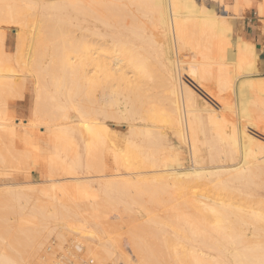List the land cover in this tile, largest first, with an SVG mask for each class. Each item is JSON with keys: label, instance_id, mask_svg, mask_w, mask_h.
Returning <instances> with one entry per match:
<instances>
[{"label": "bare ground", "instance_id": "6f19581e", "mask_svg": "<svg viewBox=\"0 0 264 264\" xmlns=\"http://www.w3.org/2000/svg\"><path fill=\"white\" fill-rule=\"evenodd\" d=\"M238 3L0 0V195L17 198L0 264H49L47 237L87 248L78 264H264V75L254 43L232 38ZM26 89L28 124L9 109ZM41 156V186L11 182ZM164 192L169 217L144 219L164 261L134 235L97 248L114 199L133 214L127 196ZM68 248L54 264H75Z\"/></svg>", "mask_w": 264, "mask_h": 264}, {"label": "rangeland", "instance_id": "374dc122", "mask_svg": "<svg viewBox=\"0 0 264 264\" xmlns=\"http://www.w3.org/2000/svg\"><path fill=\"white\" fill-rule=\"evenodd\" d=\"M186 1V0H185ZM224 2L228 5V0H224ZM230 10H229V6H227V10H226V12L227 13H231V12H229ZM240 18V19H239ZM239 18H237L236 19V21L237 20H239V21H241V25H242V27H243V30L246 32V28H247V23H248V20L246 19L247 18V14L245 13V14H243V16H240ZM236 21H235V24H234V31H233V36H232V38L234 39L236 36H238L239 34H240V26H238V23H236ZM247 30L249 31V29L247 28ZM238 33V34H237ZM11 34L13 35V34H15V31H11ZM256 47V46H255ZM257 50V49H256ZM258 51V50H257ZM258 57H259V51H258ZM261 57H263V56H261ZM259 60H260V57L258 58V62H257V69H258V71H259V73L261 74V75H264V71L263 70H261L260 69V62H262L263 60H262V58H261V61L259 62ZM26 92H25V95H23L22 97H18L19 99H17V98H15L12 102H10V111L13 113L12 115H14V118H15V120H17V119H22V120H24L23 121V123L25 124H28L29 123V120L31 119V114H29V113H32L33 112V110L32 111H28V109L29 110H31V109H33V108H35V107H33L32 106V104L34 103V98H33V95H31V93H30V91L28 92L27 91V89L25 90ZM29 93V94H28ZM29 96V97H28ZM17 99V100H16ZM29 99V100H28ZM32 101H33V103H32ZM29 102V104H27ZM34 106H35V104H33ZM33 107V108H32ZM28 112V113H27ZM19 113V114H18ZM25 114V115H24ZM18 115V116H17ZM21 116V117H20ZM28 117V118H27ZM26 119V120H25ZM28 119V120H27ZM124 129V128H123ZM43 130H45L43 127L42 128H40L39 130H37V135L35 134V139H36V142H37V145L38 144H40V143H38V142H43V140L42 139H44V140H46V138H47V133H45ZM46 131V130H45ZM45 134H44V133ZM42 133L44 134V137L45 138H43V135H42ZM40 134H41V136H40ZM39 136H40V138H39ZM37 139H39V141L37 140ZM41 142V145L39 146L38 145V149L40 148V150H38V149H35L34 151V153L36 154V153H40V155H42V156H44L43 154H44V150L45 149H47L48 148V146H47V148H45L46 147V145H44V144H46L45 143V141H44V144ZM44 145V146H43ZM43 146V147H42ZM41 148H44V149H41ZM21 149V148H20ZM47 151V150H46ZM45 151V152H46ZM41 152H43L42 154H41ZM47 153V152H46ZM46 153H45V155H46ZM42 156H41V158L39 157V161H41L38 165L39 166H37L36 168H31V169H29V171L27 172V173H24L25 171H18V173L15 171V174L13 175V173L14 172H12L11 173V175L12 176H9V179L11 180V182L13 181V180H15V179H17L18 181H16L15 180V182H21V183H23V182H25V181H27L28 182V180H30L31 181V185H40V182L42 181V174H44V172L45 171H47L46 169H48V166H47V161H45L43 158H42ZM44 158H45V156H44ZM43 160V162H42V160ZM45 162H46V164H45ZM41 163H43L42 165H41ZM113 162H111V161H108V163H106L105 165H107L106 167H107V170L110 168V166H111V168H110V170L112 169V168H114L115 167V165H114V163L112 164ZM110 164V165H109ZM41 165V166H40ZM43 165H45V166H43ZM41 167H42V169H41ZM109 167V168H108ZM26 168V167H25ZM39 168V169H38ZM44 168V169H43ZM42 170H43V172H42ZM110 172V171H109ZM113 172V171H112ZM24 173V174H23ZM111 173V172H110ZM38 175H40V176H38ZM27 177H29V179L27 178ZM13 178V179H12ZM23 179V180H22ZM25 179V180H24ZM22 180V181H21ZM3 181H4V176H1L0 175V188H3L2 186H3ZM2 182V183H1ZM43 183L41 182V185H42ZM38 185V186H39ZM40 185V186H41ZM165 194H166V192H164ZM168 193V192H167ZM161 194V193H160ZM160 194H157L156 196L154 195V197H151V196H149V194H132V195H130V196H127L125 199H127V200H125V199H123V200H125V201H128L129 203H131L135 208H138L139 210H140V208H144L145 210H147V212L149 213H147V215H145L146 214V212H145V210L144 209H141L140 210V213L138 212V213H136V212H134L133 214H132V211L130 212L129 210V208H125L124 209V205H125V203H123V201H120V200H118V199H116V200H118V201H115V199H114V201L111 203V205L112 206H108L107 208H106V213H107V215H108V218H107V221L108 222H105V221H103V224H99V225H97L96 226V230H97V235H98V240L96 241V246H97V248H100L101 246H102V242H103V239L105 238V233H107L109 236H119L118 237V239H121L120 240V242L122 243L123 242V239H128L129 237H132L133 235H134V237L136 238V242L138 241L139 243H140V245H141V243L143 244V246H142V248H144L143 249V251L144 252H146L147 250H153L152 252L154 253V258L155 257H157V256H159L158 254H163V255H165V250H164V247H163V243H162V238L159 236V235H155V230H154V228H153V226L151 225V224H149V222H145V217H150V216H152L151 218H155V219H157V220H159V218H160V220H162L161 219V217H160V215L159 214H161V216H163V219H167V218H165V216H167V217H169V215H168V209H167V205H168V203L170 202V197H167V194L166 195H163V196H160ZM163 194V193H162ZM169 194L170 193H168V196H169ZM158 195L160 196V197H162V203H160V199L158 198V202L160 203L159 205H157V206H155V203L157 202L156 200H157V198L156 197H158ZM173 194H170V196H172ZM1 196L2 195H0V210H3L2 212H0V213H4L3 214V217L2 218H4V221H6V219L7 218H12V219H14V217H16V214L15 215H10V214H13V212H14V210L16 211L17 210V208H16V206L14 205V203L15 204H17L14 200H16L17 201V198L16 199H13V197L15 198L16 196H13L12 197V199H11V201H13L12 203H13V205H12V203H11V201H10V199L9 198H11L10 196H5V198L7 197V201H5L3 198H1ZM142 196V197H141ZM24 197V196H23ZM149 197V198H148ZM150 197L151 198H153V202L151 201V199H150ZM154 198L156 199L155 201H154ZM169 198V199H168ZM9 199V200H8ZM144 199H146V200H144ZM164 199V200H163ZM2 201V202H1ZM8 201H10V202H8ZM5 202V203H4ZM117 202V203H116ZM151 202V203H150ZM155 202V203H154ZM158 202H157V204H158ZM2 203H4L3 204V208L1 207V205H2ZM7 203H9V204H7ZM10 203H11V205H10ZM119 203H121V205L119 204ZM153 203V204H152ZM150 204H152V205H150ZM12 206V210L10 209V207H8V206ZM116 205V206H115ZM119 205V206H118ZM161 205V207H162V209H160L158 206H160ZM14 206V207H13ZM139 206H140V208H139ZM9 208L10 210H11V213L9 212V210L7 209V208ZM115 207V208H114ZM117 208V209H116ZM5 209H7L6 210V212H8V213H6V215H5ZM121 209H123V210H121ZM128 209V210H127ZM13 211V212H12ZM121 211L122 212H124L125 211V213H121ZM159 211H161V213L159 212ZM109 212V213H108ZM142 212H145V214L144 213H142ZM16 213V212H15ZM131 213V214H130ZM162 213H164V215L162 214ZM116 214V215H115ZM122 216H121V215ZM1 215V214H0ZM117 216L116 218H114L113 216ZM132 215V216H131ZM145 215V216H144ZM2 216V215H1ZM9 216H12V217H9ZM118 216H120L119 218H118ZM141 216V217H140ZM134 217H136L137 219L135 220V218ZM2 218H0V220L2 219ZM126 218V219H125ZM132 219V220H131ZM134 220V221H133ZM139 220L141 221L142 220V223H141V225L138 223L139 222ZM133 221V222H132ZM138 221V222H137ZM163 221V220H162ZM137 222V223H136ZM134 223H136V225L134 224ZM143 223L145 224H147V225H144V226H146L145 228H147L148 227V229H145L144 228V226H143ZM2 224V223H1ZM0 224V226H2ZM152 226V228H151V226ZM141 226V227H140ZM135 227H138V229H140V228H142V230H143V232H141V229L140 230H138L137 228L135 229ZM151 230H150V229ZM152 229L154 230V232L152 231ZM146 230V231H145ZM151 232V233H150ZM152 232H153V235H155L156 237L155 238H157V240L156 239H154V238H152L153 237V235H152ZM19 233V232H18ZM18 233H15L16 235H17V237L20 235L21 236V234H19L18 235ZM148 233V234H147ZM145 234V235H147V236H143V235ZM142 235V236H141ZM151 235H152V237H151ZM19 236V237H20ZM142 238H141V237ZM17 237H16V240H17ZM18 237V238H19ZM143 237H148L147 239H148V241H149V239H150V242H148V243H151V244H146L147 242H146V238H143ZM150 237V238H149ZM7 238H5V240H6ZM9 239V238H8ZM48 237L46 238V240L47 241H45L46 242V244H45V242H44V244H43V246H42V250H40V253L41 254H50V258H49V256H48V260L49 261H47V262H49V264H54V262H56V260L57 259H59V257H60V255L61 254H63V252H65L66 253V251L65 250H67V248L68 247H70V251L72 250V251H74L75 250V253L73 252V254H72V256H70V257H72L73 258V255L75 256L74 258H73V262L75 261V264H78V262L80 263L81 262V260H83L84 259V257H85V255L86 254H88V249L87 248H81V249H75V247L77 246V244H75L74 245V241L71 239V237H66V238H64V239H54V241L56 240V242H52V240H50L49 239V241H48ZM68 239V240H67ZM143 239V240H142ZM16 240H14V242H13V244L16 242ZM60 240V241H59ZM152 240V241H151ZM8 240H6V242H7ZM10 241V240H9ZM144 241V242H143ZM73 242V243H72ZM146 242V243H145ZM155 242V243H154ZM156 242H157V244H156ZM55 243V244H54ZM73 244V245H71V244ZM156 245V247H160L159 249H160V252H159V249L157 248V249H155L156 247H154V245ZM17 244H18V242H16V246H17ZM52 244V245H51ZM44 245H45V247H44ZM50 246L51 248H50V251L49 250H47V252H49V253H46V251H44L43 250V248L46 250V247L47 246ZM69 245H71L72 246V248H71V246H69ZM145 245H146V248H145ZM158 245V246H157ZM125 246H127V245H125ZM149 246H151V248L152 249H150L149 248ZM153 246V247H152ZM67 247V248H66ZM126 248V249H125ZM124 249H125V251L126 252H131L132 251V248L129 246V248H128V246L127 247H125ZM131 251H130V250ZM81 250V251H80ZM156 250V251H155ZM158 250V251H157ZM163 252H162V251ZM43 253H42V252ZM71 251V252H72ZM84 251H86V252H84ZM156 252V253H155ZM157 252H159V253H157ZM162 252V253H161ZM84 253V254H83ZM132 253H133V251H132ZM89 255V257H90V254H88ZM88 255H86V257H85V259L84 260H86L87 258H88ZM162 255V256H163ZM166 256V255H165ZM164 256V257H165ZM161 257V256H160ZM160 257H157V259H159ZM52 258V259H51ZM62 259V258H61ZM64 259V258H63ZM165 259V258H164ZM164 259L163 258H160V260H163L164 261ZM159 261V260H158ZM153 262H155V261H152V264H153ZM160 263L162 262V261H159ZM162 264V263H161ZM163 264H169V263H166V262H164Z\"/></svg>", "mask_w": 264, "mask_h": 264}, {"label": "crops", "instance_id": "0c3cea01", "mask_svg": "<svg viewBox=\"0 0 264 264\" xmlns=\"http://www.w3.org/2000/svg\"><path fill=\"white\" fill-rule=\"evenodd\" d=\"M237 13L239 16L247 14V28L246 32L243 30L241 21L237 20L238 26H240V35L250 42H253L256 49L259 51V57L262 62H260V69L264 71V0H246L248 5L244 9L245 0H238ZM235 0H228L229 10L232 13L234 8ZM262 12L261 14L259 12ZM263 56V57H261Z\"/></svg>", "mask_w": 264, "mask_h": 264}]
</instances>
